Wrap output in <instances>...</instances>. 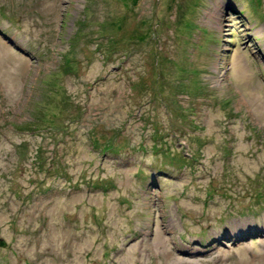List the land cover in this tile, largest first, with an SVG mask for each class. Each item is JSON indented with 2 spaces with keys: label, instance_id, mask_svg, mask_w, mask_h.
<instances>
[{
  "label": "rangeland",
  "instance_id": "1",
  "mask_svg": "<svg viewBox=\"0 0 264 264\" xmlns=\"http://www.w3.org/2000/svg\"><path fill=\"white\" fill-rule=\"evenodd\" d=\"M0 264H264V0H0Z\"/></svg>",
  "mask_w": 264,
  "mask_h": 264
},
{
  "label": "water",
  "instance_id": "2",
  "mask_svg": "<svg viewBox=\"0 0 264 264\" xmlns=\"http://www.w3.org/2000/svg\"><path fill=\"white\" fill-rule=\"evenodd\" d=\"M0 242H2V239H0Z\"/></svg>",
  "mask_w": 264,
  "mask_h": 264
}]
</instances>
